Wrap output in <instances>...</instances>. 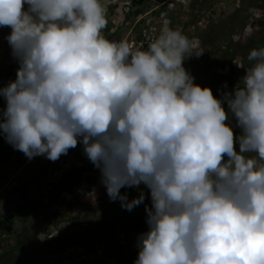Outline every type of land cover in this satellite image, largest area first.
Returning a JSON list of instances; mask_svg holds the SVG:
<instances>
[{
  "label": "clouds",
  "instance_id": "clouds-1",
  "mask_svg": "<svg viewBox=\"0 0 264 264\" xmlns=\"http://www.w3.org/2000/svg\"><path fill=\"white\" fill-rule=\"evenodd\" d=\"M106 26L101 0H0L18 64L0 88V136L29 161L82 145L129 212L145 193L121 189L143 185L134 264H264V47L218 99L185 69L203 53L182 32L164 28L143 50Z\"/></svg>",
  "mask_w": 264,
  "mask_h": 264
},
{
  "label": "rangeland",
  "instance_id": "rangeland-1",
  "mask_svg": "<svg viewBox=\"0 0 264 264\" xmlns=\"http://www.w3.org/2000/svg\"><path fill=\"white\" fill-rule=\"evenodd\" d=\"M136 1L101 0L107 25H110L109 30H103L104 37L115 42L131 41L146 28L158 30L157 36L164 28L182 32L194 41L195 51L203 53L189 57L184 63L185 69L195 78L196 84L210 88L216 97L232 91L239 82L242 84L241 78L252 66L247 59L250 51L264 47V0H146L140 22L135 24L136 19L131 18L121 26L119 12ZM9 34V28H0V88L16 79L18 69L6 39ZM227 51L231 53L221 65L219 58ZM217 65L219 69L215 73L211 67ZM197 77L202 79L197 80ZM0 106L4 108L5 101ZM236 148L239 151L238 145ZM68 154L70 159L62 164H59L62 156L56 162L45 157L29 161L6 141L1 145L0 223L14 209L12 194L26 197L28 203L52 188L58 187V190L44 198L38 208L0 226V264H134L138 257L137 237L148 230L145 207L151 206V199H148L149 204H141L131 212L122 209L119 201L109 199L96 168L67 181V171L89 161L80 144ZM59 171L64 178L58 183L54 174ZM141 191L146 200L149 191L143 185L123 188L121 195L127 194L131 200L138 198ZM108 220L116 227L113 236L126 237L117 250L122 254L116 252L119 256L113 251L101 253L104 248L113 247V236L108 237L110 240L102 237ZM50 234L52 239H49ZM95 236H99L98 240ZM58 239L66 246L62 252L57 251L60 247L54 243ZM71 243L78 246H71ZM100 243L104 248H98L100 254L93 256L92 248ZM82 252L85 255H79ZM88 252L92 256H87Z\"/></svg>",
  "mask_w": 264,
  "mask_h": 264
},
{
  "label": "trees",
  "instance_id": "trees-1",
  "mask_svg": "<svg viewBox=\"0 0 264 264\" xmlns=\"http://www.w3.org/2000/svg\"><path fill=\"white\" fill-rule=\"evenodd\" d=\"M146 4H147L146 0H137L136 2L133 3V6H135V7L137 6L138 7V8L136 7L137 9L135 11H132L131 13H127V14H124L122 11L121 12L118 11L119 12L118 15L121 17V19H120L121 20V26L122 25L124 26V24L128 23L132 16L133 17H137V16L143 14L144 13V10L146 8ZM121 26L119 28H121ZM109 27H110V25H107L106 28H105V30H109ZM230 53H231V51L230 52L227 51L226 53H224V55L222 57L219 58L221 65L226 63L227 58H225V57L228 56V54H230ZM219 65L212 66L211 67L212 71H214V72L215 71H218ZM7 73L9 75L10 74V70H8ZM201 79H202V77H197V80H201ZM212 79H213V77H212ZM221 79L226 80L227 78H226V76H221ZM210 82H212V80ZM220 97L221 96H217L218 99ZM3 102H4L3 97H0V104H2ZM0 109H3V107L0 106ZM234 134L235 135H239V130L237 129L234 132ZM4 142H5V140H4L3 136H0V147H1V145L4 144ZM91 166H93V164L90 161H88L83 166L82 165H79V166L74 167L71 171H67L69 173L67 174L68 175V179H66V180L67 181H70V179H72L73 177L80 176V175H84V174H86V173H88L90 171H93L95 169V167L94 166L91 167ZM57 188L58 187H55V188H52L51 190H48L44 194L43 193L42 194H39L37 196V198H35V200H33L31 202H28V203H26L27 202L26 201L27 200L26 197H24V196H17L16 193L12 194V196L14 197V200H13L14 209L12 210L11 215H9L8 218H6L2 223H0L1 224L0 226H6L12 220H15L17 218H20V217L26 215L31 210H33L35 208H38L41 205V203L44 202L43 201L44 198H46L47 196L49 197L53 192L57 191L58 190ZM148 199H151L149 193L147 194V199L144 201V203L142 205L147 204V203L149 204ZM105 225H106V228H103V230H102V233H103V236L102 237H107V238L109 237L110 238L111 236H113L114 232L116 231L115 224L111 220H108ZM122 232H123V234H125L124 231H122ZM91 234H95V232H92ZM120 236H122V239H119ZM120 236H116V237L113 236V237H111L113 239V240H111L112 246H113L112 249L104 248V246L102 245V243H100L99 246L98 245H95V247L92 248V253H93L92 255L94 256L95 254H97V255L100 254V253H98L99 252L98 251V248L101 247L100 245L103 246L101 249L104 248V251L102 250V252H101L102 254L103 253H107V252H109V254H110V252H112V251L115 252V254H116V252H118L117 250H119V244H122V242L126 238L124 235H120ZM98 237L99 236H95V238H97V240H98ZM102 237H100V238H102ZM54 243L56 244V246H58V248L60 247L57 250L58 252H62L65 249V247H66L63 243L62 244L60 243V239L54 241ZM78 244L81 245L82 243L79 242ZM78 244H73L72 245V243H71L70 245L71 246H78ZM106 249H108V250H106ZM118 253H120V251ZM90 254L91 253L88 252V255L87 256H89ZM120 254H122V252ZM79 255H85V254L82 252ZM92 255H90V256H92ZM117 256H119V255H117ZM113 257H116V256L114 255ZM83 262H87V261H83Z\"/></svg>",
  "mask_w": 264,
  "mask_h": 264
},
{
  "label": "built area",
  "instance_id": "built-area-1",
  "mask_svg": "<svg viewBox=\"0 0 264 264\" xmlns=\"http://www.w3.org/2000/svg\"><path fill=\"white\" fill-rule=\"evenodd\" d=\"M124 11L128 12L129 7L124 8ZM140 20H141V17L137 18L135 21V24L140 22ZM157 32H158V30H156L154 28L143 29L142 33H140V35H138V37L135 40L129 41V43L136 49L147 50L149 43L152 42V40H154L157 37ZM68 158L70 159L69 154H67L66 156H62V159H60L59 164H62L63 161L68 162ZM63 178H64V174L62 171L56 172L54 174V180L57 181L58 183L61 182ZM133 191L135 192L136 189H133ZM120 239H122V236L120 237ZM100 246H101L100 247V249H101L102 245H100Z\"/></svg>",
  "mask_w": 264,
  "mask_h": 264
}]
</instances>
